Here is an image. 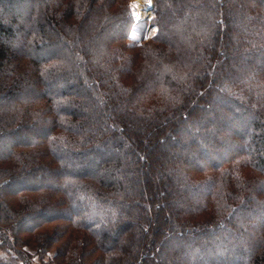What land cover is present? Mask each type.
I'll use <instances>...</instances> for the list:
<instances>
[{"label": "trees", "instance_id": "trees-1", "mask_svg": "<svg viewBox=\"0 0 264 264\" xmlns=\"http://www.w3.org/2000/svg\"><path fill=\"white\" fill-rule=\"evenodd\" d=\"M0 0V264H264V0Z\"/></svg>", "mask_w": 264, "mask_h": 264}, {"label": "rangeland", "instance_id": "rangeland-1", "mask_svg": "<svg viewBox=\"0 0 264 264\" xmlns=\"http://www.w3.org/2000/svg\"><path fill=\"white\" fill-rule=\"evenodd\" d=\"M130 6L132 7V15L134 16V25H133V30H134V35L140 36L144 34L145 37L150 38L152 37L156 31H157V26H155L152 22L151 19L154 17V12L152 6L151 10L148 7V2L143 4L144 9H139L138 4L140 0H128ZM153 4V0H152ZM10 255L9 252L2 251L0 249V260H7L8 256Z\"/></svg>", "mask_w": 264, "mask_h": 264}, {"label": "bare ground", "instance_id": "bare-ground-1", "mask_svg": "<svg viewBox=\"0 0 264 264\" xmlns=\"http://www.w3.org/2000/svg\"><path fill=\"white\" fill-rule=\"evenodd\" d=\"M149 0H140V2H139V4H138V7H139V9L141 10V9H144L143 7V4L144 3H146V2H148Z\"/></svg>", "mask_w": 264, "mask_h": 264}, {"label": "water", "instance_id": "water-1", "mask_svg": "<svg viewBox=\"0 0 264 264\" xmlns=\"http://www.w3.org/2000/svg\"><path fill=\"white\" fill-rule=\"evenodd\" d=\"M152 6H153V4H152V0H149V2H148V7H149L150 10H151Z\"/></svg>", "mask_w": 264, "mask_h": 264}]
</instances>
